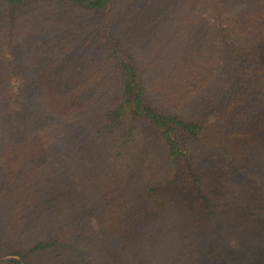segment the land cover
<instances>
[{
  "label": "trees",
  "instance_id": "1",
  "mask_svg": "<svg viewBox=\"0 0 264 264\" xmlns=\"http://www.w3.org/2000/svg\"><path fill=\"white\" fill-rule=\"evenodd\" d=\"M0 29V264H264V0H0Z\"/></svg>",
  "mask_w": 264,
  "mask_h": 264
},
{
  "label": "rangeland",
  "instance_id": "2",
  "mask_svg": "<svg viewBox=\"0 0 264 264\" xmlns=\"http://www.w3.org/2000/svg\"><path fill=\"white\" fill-rule=\"evenodd\" d=\"M51 3L50 1H32L30 2L26 8L23 9V12L24 13H27V14H32L34 13V10H35V14L36 15H39L38 11H41V9H46L47 6H50ZM52 5L54 6V4L52 3ZM55 7V6H54ZM58 7V8H57ZM56 9L59 11L60 14H63V17L65 16H68V18H74L76 16H79L80 17V20H79V23H85L84 25L85 26H89L91 24L90 21L91 18L84 12L80 11L73 3L71 2H59L57 1L56 2ZM57 11V12H58ZM1 12H4V10H2ZM5 13V12H4ZM82 18V19H81ZM5 38H6V33H3L1 32V29H0V42H3L5 41ZM23 41V38H21L20 42H16L14 49L12 50V52H10V50L7 52V53H4L6 56H9V54L13 57V59L17 60V57L19 56L20 57V54H21V51H24L28 49V46L27 45L28 43L26 44H22L21 42ZM2 43V44H3ZM20 43V44H19ZM1 44V45H2ZM18 44V45H17ZM21 56H23L21 54ZM225 107V106H224ZM214 116H211V119H213ZM76 143V142H75ZM74 146V144H73ZM71 148V147H70ZM77 150V149H76ZM81 154H85V148L82 149V151H75L74 149L73 150H68L66 151L65 153H62L61 156L63 157L62 159H65L62 163L64 166V168L68 169L71 165L75 166V164L77 163V161H80V158L81 160L84 158V156ZM215 159L214 157L210 156L208 158V165L209 166H212V170H213V167L214 164H215ZM96 227H98L97 225H95ZM34 236H36L37 238L40 237L38 231H35L34 232ZM106 236V235H105ZM106 236L105 238H103V236H99V238L97 237V239H95L94 241V244L92 245V250L88 251L89 254H91V256H100V257H106L107 255V250H110L111 248V241L110 239ZM108 241V245H105L104 242H107ZM81 246L83 245L82 243L80 244ZM106 246V251L104 250V247ZM83 249H85L83 247ZM93 249H99L101 250L100 252H98L99 250H97L96 252L93 251ZM100 254V255H99ZM73 255H69V257H72ZM32 259H36L38 260V262H40V264H56L55 262V257L53 256V254H50V253H42L40 254L38 257H33L32 256ZM75 263H76V260L78 259V257H73ZM58 264H65V262L63 261H60L58 262ZM68 264V263H67Z\"/></svg>",
  "mask_w": 264,
  "mask_h": 264
}]
</instances>
